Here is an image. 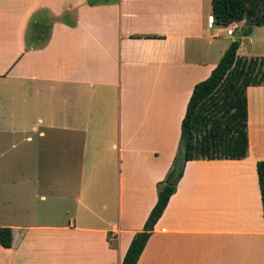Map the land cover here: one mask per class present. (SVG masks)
Instances as JSON below:
<instances>
[{"label":"crops","instance_id":"obj_1","mask_svg":"<svg viewBox=\"0 0 264 264\" xmlns=\"http://www.w3.org/2000/svg\"><path fill=\"white\" fill-rule=\"evenodd\" d=\"M227 28L211 0H0V264H121ZM246 96L247 155L186 161L136 264H264V85Z\"/></svg>","mask_w":264,"mask_h":264},{"label":"trees","instance_id":"obj_2","mask_svg":"<svg viewBox=\"0 0 264 264\" xmlns=\"http://www.w3.org/2000/svg\"><path fill=\"white\" fill-rule=\"evenodd\" d=\"M250 14L254 25H264V0H211L215 24L228 26ZM245 29V28H244ZM234 39L210 75L193 87L181 121L179 151L182 159L177 179L158 184V197L143 230L134 234L121 264H136L153 227L162 215L186 161L192 159H242L247 155L248 86L264 85V59L238 55ZM264 218V160L256 163ZM12 229L0 226V244L10 247Z\"/></svg>","mask_w":264,"mask_h":264},{"label":"rangeland","instance_id":"obj_3","mask_svg":"<svg viewBox=\"0 0 264 264\" xmlns=\"http://www.w3.org/2000/svg\"><path fill=\"white\" fill-rule=\"evenodd\" d=\"M99 1H106V0H99ZM259 28H253L252 32L244 37L242 36V31L241 28L238 29L237 31H235L233 36H227L228 42H232L234 40V38L241 40L242 43V47L241 49L238 51V54H240L241 56H246V57H254V58H263L264 59V43L260 42V40L258 39L259 36L261 35V32H259ZM226 35V34H225ZM3 145H0V147H2ZM14 149H10L7 151L6 154H4L3 156H0V163L2 161L6 162L8 161H12L14 160ZM14 175H15V169L10 168V167H2L0 166V226H1V222H3L4 217H2V212L4 211L5 207H4V201L7 199V193L11 192L10 190H6V184L7 181H13L14 180ZM5 183V184H4ZM8 187V184H7Z\"/></svg>","mask_w":264,"mask_h":264},{"label":"water","instance_id":"obj_4","mask_svg":"<svg viewBox=\"0 0 264 264\" xmlns=\"http://www.w3.org/2000/svg\"><path fill=\"white\" fill-rule=\"evenodd\" d=\"M253 22L251 20V16L250 14L248 13L244 20H243V23H242V28H245L243 31H242V35L244 37L248 36L250 33H251V30H252V26H253ZM242 30V29H241Z\"/></svg>","mask_w":264,"mask_h":264},{"label":"built area","instance_id":"obj_5","mask_svg":"<svg viewBox=\"0 0 264 264\" xmlns=\"http://www.w3.org/2000/svg\"><path fill=\"white\" fill-rule=\"evenodd\" d=\"M242 23H243V20L242 21H235V22H232L231 24H229L228 28H227V34L233 35L235 33V31L242 28Z\"/></svg>","mask_w":264,"mask_h":264}]
</instances>
